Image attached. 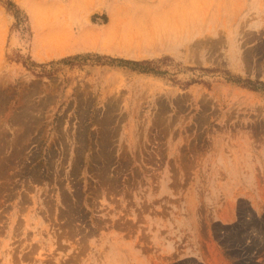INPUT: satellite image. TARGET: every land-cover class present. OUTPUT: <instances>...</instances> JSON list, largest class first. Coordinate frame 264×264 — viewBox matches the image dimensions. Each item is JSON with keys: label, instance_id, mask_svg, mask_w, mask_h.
Returning a JSON list of instances; mask_svg holds the SVG:
<instances>
[{"label": "rangeland", "instance_id": "1", "mask_svg": "<svg viewBox=\"0 0 264 264\" xmlns=\"http://www.w3.org/2000/svg\"><path fill=\"white\" fill-rule=\"evenodd\" d=\"M0 264H264V0H0Z\"/></svg>", "mask_w": 264, "mask_h": 264}, {"label": "trees", "instance_id": "2", "mask_svg": "<svg viewBox=\"0 0 264 264\" xmlns=\"http://www.w3.org/2000/svg\"><path fill=\"white\" fill-rule=\"evenodd\" d=\"M135 64H136V65H139L140 63H138V62H135Z\"/></svg>", "mask_w": 264, "mask_h": 264}]
</instances>
